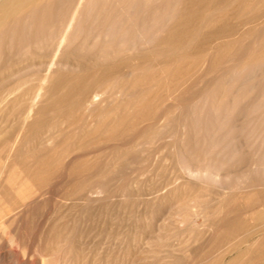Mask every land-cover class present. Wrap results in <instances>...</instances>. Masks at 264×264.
<instances>
[{
	"label": "rangeland",
	"instance_id": "obj_1",
	"mask_svg": "<svg viewBox=\"0 0 264 264\" xmlns=\"http://www.w3.org/2000/svg\"><path fill=\"white\" fill-rule=\"evenodd\" d=\"M188 1L95 0L48 75L76 0H44L1 34L0 79L16 90H0V264L264 263V0H211L186 32Z\"/></svg>",
	"mask_w": 264,
	"mask_h": 264
},
{
	"label": "bare ground",
	"instance_id": "obj_2",
	"mask_svg": "<svg viewBox=\"0 0 264 264\" xmlns=\"http://www.w3.org/2000/svg\"><path fill=\"white\" fill-rule=\"evenodd\" d=\"M43 1L44 0H0V36H1V34L2 33H5L6 31H9L11 28L10 27H15V26H10V25H17L16 27H18V28H22V26H26V23L28 22L27 20H25V21H22L21 20V17H22V15L23 14H27V13H29V12H32V13H34V10H35V8H37V7H43L42 6V3H43ZM175 2H176V0H174ZM183 1V0H182ZM186 1H188V0H186ZM192 1V5L190 6V8L192 9V8H194V9H190V11H192V12H190V13H188V14H183L182 16H177V20L176 21H178V24L177 25H179V27L178 26H176L177 27V29L178 28H181L180 26H187V27H189V30L191 29V28H193L192 26L194 25L193 23H192V21H194L196 18H198L199 16H198V13L200 12V10H199V8H204V7H206V6H208L210 3V1L211 0H191ZM214 1H217V0H213V2ZM218 1H221V0H218ZM249 1H251V0H249ZM248 1V2H249ZM58 2V1H57ZM222 2V1H221ZM225 2V1H224ZM226 2H227V0H226ZM258 2V1H257ZM188 3H189V1H188ZM207 3H208V5H207ZM215 3V2H214ZM218 3V2H217ZM223 3V2H222ZM221 3V4H222ZM228 3H230L231 4V2L228 0ZM252 3V2H251ZM263 3V2H262ZM181 4H182V2H181ZM186 4H187V2H186ZM226 4V3H225ZM247 4V3H246ZM245 3H244V5H246ZM46 5V4H45ZM91 6L90 8H91V11H86L87 9H86V7L87 6ZM173 5H175V3L173 4ZM183 5V4H182ZM206 5V6H205ZM212 5H214V4H212ZM216 6V5H215ZM220 6V5H219ZM232 6V5H231ZM230 6V7H231ZM238 6H240V5H238ZM238 6H233L234 8L235 7H237V8H239ZM242 6H243V4H242ZM264 6V5H263ZM95 7H96V3H95V0H76V2L74 3V5L72 6V8H71V10H69V12H68V15H67V18L66 19H64V21H65V23H64V25H62V29H61V31L59 32V34H58V37H57V39H56V44H55V47L53 48V50H52V53H51V57H50V60L47 62V64H45L44 66H45V71H44V73L46 72V74L48 75V73L50 74V72H51V69H52V67H55V65L56 66H58V67H60V65L58 64V61H57V59H56V56L57 55H59V53L63 50V48L67 45V41L71 38V37H73V36H75V34H76V32L77 31H79L84 25H85V23H87V21H89V20H91V15L90 14H92L93 12H94V10H95ZM163 7V6H162ZM184 7V6H183ZM186 7V6H185ZM226 7V6H225ZM232 7V8H233ZM249 7L250 6H248V9H249ZM253 7V6H252ZM257 7V6H256ZM255 7V8H256ZM258 7H260V3L258 4ZM262 7V6H261ZM130 8V7H129ZM207 8V7H206ZM229 8V7H228ZM245 8V7H244ZM43 9L44 8H42L41 9V13L39 14V16H40V18L43 16ZM131 9V8H130ZM175 9V8H174ZM178 9H180V8H178ZM185 9V8H184ZM196 9H198L199 11L198 12H196ZM208 9V8H207ZM206 9V10H207ZM188 10V9H187ZM210 10V9H209ZM215 10H218L217 8L215 9ZM214 10V11H215ZM239 10H240V8H239ZM250 10H251V8H250ZM249 10V11H250ZM261 10V9H260ZM161 11V10H160ZM184 11V10H183ZM182 11V12H183ZM189 11V10H188ZM255 11V10H254ZM171 12V11H170ZM182 12H180V13H182ZM203 12V11H202ZM210 12H212V11H210ZM108 13V12H107ZM187 13V12H186ZM176 14H178L177 13V10H176ZM203 14V13H202ZM201 14V15H202ZM263 14V13H262ZM55 15H56V13L54 14V17H55ZM261 15V14H260ZM30 16V15H29ZM174 16V18H175V15H173ZM97 17V16H96ZM173 18V17H172ZM204 18H205V16H204ZM208 18H210V17H208ZM259 18V17H258ZM261 18H262V16H261ZM261 18H259V19H261ZM206 21L207 20H212V18H210V19H205ZM30 22H31V20H30ZM41 22L42 21H40V24H41ZM210 21H208V23H209ZM228 22V21H227ZM12 23V24H11ZM14 23V24H13ZM201 23V22H200ZM204 23H206V22H204ZM212 23H214V21L212 22L211 21V25L213 26V24ZM220 23V22H219ZM30 24V23H29ZM210 24V23H209ZM209 24L207 25V26H209ZM221 24V23H220ZM28 25V24H27ZM51 25H52V23H51ZM191 25V26H190ZM223 25V27H224V24H222ZM222 25H220V26H222ZM41 26V25H40ZM48 26V25H47ZM46 26V27H47ZM94 26V25H93ZM211 26V27H212ZM187 27H184V28H187ZM191 27V28H190ZM198 27H200V26H198ZM210 27V26H209ZM17 28V29H18ZM14 29V28H13ZM33 29V28H32ZM183 28H181V30H182ZM194 29V28H193ZM223 29V28H222ZM19 30V29H18ZM42 30V29H41ZM174 30H176V28L175 29H173V31ZM180 30V31H181ZM184 30V29H183ZM11 31V30H10ZM13 31V30H12ZM48 31V30H47ZM46 31V32H47ZM94 31V30H93ZM142 31V30H141ZM177 31H179V30H177ZM176 31V32H177ZM184 31H186V30H184ZM191 31V30H190ZM198 31V30H197ZM202 31V30H201ZM213 31V30H212ZM212 31L209 33L210 34V38H211V36L212 35H215L217 32L216 31H218V30H216L215 32L213 31V33H215V34H212ZM183 32V31H182ZM182 32H177L179 35H183L184 34V32H183V34H182ZM186 32H188V28H187V31ZM191 32H193V31H191ZM195 32V31H194ZM220 32V31H219ZM11 33V32H10ZM10 33H8V34H6V36L5 37H9L8 39H12V37H11V35H9ZM140 33V32H139ZM138 33V35H140ZM205 35L207 34V32L206 33H204ZM203 34V35H204ZM209 34H207V36H209ZM219 34V33H218ZM9 35V36H8ZM14 35V34H13ZM95 35V34H94ZM138 35H137V37H138ZM167 35V34H166ZM178 35V36H179ZM191 35V34H190ZM189 35V36H190ZM219 35H221V33L219 34ZM16 36V35H15ZM127 36V35H126ZM187 36V35H186ZM186 36H184V37H186ZM207 36H206V39H208L207 38ZM225 36V35H224ZM4 37V38H5ZM142 37V36H141ZM140 37V38H141ZM216 37V36H215ZM14 38V37H13ZM175 38V37H174ZM174 38H172V39H174ZM180 37H178V38H176V39H179ZM190 38V37H189ZM209 38V39H210ZM212 38H213V36H212ZM211 38V39H212ZM6 39V38H5ZM14 39H16V38H14ZM110 39H112V38H110ZM216 39V38H215ZM1 40V39H0ZM13 40V39H12ZM48 40V39H47ZM54 40V39H53ZM161 40V39H160ZM168 40V39H167ZM169 40H170V37H169ZM168 40V41H169ZM130 41V40H129ZM180 41V40H179ZM204 41H206V40H204ZM207 41H209V40H207ZM211 41V40H210ZM167 42V41H166ZM170 43H173V41L171 42V40L169 41ZM3 43V42H2ZM163 43V42H162ZM1 44V43H0ZM166 44V43H165ZM168 44V43H167ZM183 44V43H182ZM175 46V45H174ZM176 46H178V45H176ZM106 47V46H105ZM133 47H135V45L133 46ZM116 48V47H115ZM136 48V47H135ZM113 49H114V47H113ZM130 49H131V47H130ZM121 51V50H120ZM124 51V50H123ZM126 52V51H125ZM124 52V53H125ZM129 52V51H128ZM39 53V52H38ZM117 53V52H116ZM123 53V52H122ZM40 56H41V50H40ZM39 54H37L38 56H39ZM45 54V53H44ZM35 55H36V53H35ZM36 55V58L38 59V56ZM39 56V57H40ZM106 56H108V55H106ZM105 57V56H104ZM33 58V57H32ZM122 58H124V57H122ZM42 59V58H41ZM124 60V59H123ZM37 61V60H36ZM46 61V60H45ZM116 61V60H115ZM141 61V60H140ZM38 62L40 63V60H38ZM37 63V62H36ZM44 63H46V62H44ZM119 63V62H118ZM124 63H126V61L124 62ZM58 64V65H57ZM144 64H146V63H144ZM115 65H117V64H115ZM127 65V64H126ZM141 65V64H140ZM38 66H40V64L38 65ZM112 66H114V65H112ZM143 66V65H142ZM142 66H140V67H142ZM117 67V66H116ZM120 67V66H119ZM122 67H124V65H122ZM42 68V67H41ZM121 68V67H120ZM127 68V67H126ZM126 68L125 69H123L122 71H124V70H126ZM139 68V67H138ZM109 69V68H108ZM141 69V68H140ZM143 69V68H142ZM11 70V68L10 67H8L6 70H5V73H6V71H8V73L7 74H9V71ZM107 70V69H106ZM114 70V69H113ZM117 70H119V68L117 67ZM128 70V69H127ZM132 70V69H131ZM4 71V70H3ZM3 71H1V73H0V75H2L3 73ZM112 71V70H111ZM121 71V72H122ZM143 71V70H142ZM11 72V71H10ZM13 72L14 71H12V74L10 73L9 74V76L10 75H14L13 74ZM115 72V71H114ZM125 72V71H124ZM130 72V71H129ZM53 73V72H52ZM108 73H111L110 71L108 72ZM128 73V72H127ZM127 73H124V74H127ZM7 74H4V75H7ZM45 74V75H46ZM104 74V73H103ZM119 74V73H118ZM112 75V74H111ZM110 75V76H111ZM115 75H116V73H115ZM104 76V75H103ZM109 76V77H110ZM14 77V76H13ZM47 77V76H46ZM1 78L2 79H0V90H5L6 92L9 90V91H15L16 90V87H14V85H13V87H8L6 84L7 83H9L8 81V78L9 77H7L6 79L8 80L7 81V83H5V79L1 76ZM11 78V77H10ZM15 78V77H14ZM14 78H13V80H14ZM49 78V77H48ZM113 78V77H112ZM49 79H51V78H49ZM62 80V79H61ZM42 81H44V80H42ZM51 81V80H50ZM60 80H58V82H59ZM105 81V80H104ZM12 83V82H11ZM14 84H15V82H13ZM46 83V82H45ZM62 83V82H61ZM51 84V83H50ZM59 84V83H58ZM57 84V85H58ZM8 85H10V84H8ZM16 85V84H15ZM50 86V85H49ZM67 86V85H66ZM81 86V84L79 85V83L76 81H74V82H72L68 87H67V89L70 91V94H71V91L72 90H76L77 89V91H78V89L79 88H81L80 87ZM8 87V88H7ZM60 87V86H59ZM79 87V88H78ZM106 87V86H105ZM121 87V86H120ZM124 87V86H123ZM7 88V89H6ZM18 88V87H17ZM58 90H60V89H58ZM96 91V90H95ZM91 92V93H89V95H87V97H84L85 99H83V102L84 103H86L87 105H89V104H93L95 101H97L98 99H99V96L102 94L101 93V91H97V92ZM121 91V90H120ZM2 92V91H1ZM4 92V91H3ZM64 91H62V93H63ZM85 92V91H84ZM64 93H66V92H64ZM13 94V93H12ZM69 94V95H70ZM80 94V93H79ZM85 94H86V92H85ZM10 95H11V93H10ZM9 95V96H10ZM81 95V94H80ZM1 96H2V94H1ZM7 96V95H6ZM8 96V97H9ZM63 96V95H62ZM85 96V95H84ZM13 97V96H12ZM11 97V98H12ZM70 96H67L66 98H69ZM65 98V97H64ZM72 98V97H71ZM79 98V97H78ZM83 98V97H82ZM13 99V98H12ZM78 100V99H77ZM5 101H6V97L5 96H3V97H0V105H3L4 103H5ZM54 101V100H53ZM67 101H68V99H67ZM60 102V101H59ZM58 102V103H59ZM81 102V101H80ZM55 103V102H54ZM78 104V103H77ZM76 104V105H77ZM54 107V106H53ZM211 109V108H210ZM213 112V111H212ZM223 114V113H222ZM43 161V160H42ZM43 162H45V161H43ZM40 164V163H39ZM44 168V167H43ZM42 168V169H43ZM46 168V167H45ZM37 169V168H36ZM40 169V168H39ZM185 174H187L188 176H190V177H193L194 179H196V180H205L206 179V177L207 176H209V174L211 173V171H210V173L208 174L207 172L205 173V172H201L200 170H195V169H191L190 167H189V165H187V166H185ZM35 170V169H34ZM47 170V169H46ZM49 170V169H48ZM40 171V170H39ZM77 171H79V170H77ZM184 171V170H183ZM209 171V170H208ZM23 172V171H22ZM31 172V171H30ZM37 172V171H36ZM45 172H47V171H45ZM70 172V171H69ZM261 172V171H260ZM39 173V172H38ZM41 173V172H40ZM43 173V172H42ZM42 173H41V175H42ZM48 173V172H47ZM71 173V172H70ZM78 173V172H77ZM27 174H29V173H27ZM46 174V173H45ZM44 174V175H45ZM79 174V173H78ZM9 175V174H8ZM22 174H20V176H21ZM32 175V178H33V175H34V173L33 174H31ZM30 175V176H31ZM54 175V174H53ZM75 175V174H74ZM12 176H14V175H12ZM24 176V175H23ZM37 177H38V175H36ZM75 176H77V174L75 175ZM79 176V175H78ZM42 177V176H41ZM17 178V177H16ZM18 178H19V176H18ZM17 178V179H18ZM22 178V177H21ZM26 178H27V176H26ZM31 178V179H32ZM36 178V177H35ZM32 179V180H36V179ZM51 178V177H50ZM10 179H13L12 177L10 178ZM30 179V180H31ZM38 179H41V178H38ZM36 180V181H39V180ZM68 179V178H67ZM70 179V178H69ZM7 180V179H6ZM6 180H4V181H6ZM24 180V179H23ZM25 180H27V179H25ZM31 180V181H32ZM15 181V180H14ZM6 182H9L8 180L6 181ZM27 182V185H28V181H26ZM26 182H23L24 183V185L26 184ZM46 182V181H45ZM79 182V181H78ZM11 183V182H10ZM14 183V182H13ZM21 183V182H20ZM19 183V185L21 186V184ZM23 183H22V185H23ZM73 183V182H72ZM252 183V182H251ZM5 184H9V183H5ZM30 184V183H29ZM63 184V183H62ZM27 185H25V186H27ZM37 186H38V184H36ZM41 185H43V184H41ZM71 185V184H70ZM24 186V187H25ZM34 186V185H33ZM39 186H40V184H39ZM13 187H14V185H13ZM12 187V188H13ZM16 187H18V186H16ZM30 187H32V186H30ZM72 187V186H71ZM81 187H83V185L81 186ZM23 187H18L17 189H22ZM35 188V187H34ZM38 188V187H37ZM77 188V187H76ZM9 189V188H8ZM39 189V188H38ZM43 189V188H42ZM71 189V188H70ZM11 190V189H10ZM14 190V189H13ZM12 190V191H13ZM40 190V189H39ZM79 190H81V188H79ZM15 191V190H14ZM13 191V193L14 194H12V196L14 197L13 199H11L12 200V202L15 200V192ZM20 191V193H21V190H19ZM35 191H37V190H35ZM70 191V190H69ZM7 192V191H6ZM77 192H78V189H77ZM92 192V191H91ZM9 193V192H8ZM27 193V192H26ZM39 193V192H38ZM41 193V192H40ZM69 193V192H68ZM68 193H67V195H68ZM96 193V192H95ZM5 194V193H4ZM21 194H23V192L21 193ZM21 194H19L20 196H22ZM29 194V193H28ZM27 194V195H28ZM33 194V193H32ZM37 194V193H36ZM74 195L75 194V192L74 193H71V195ZM77 194V193H76ZM90 194V193H89ZM249 194V193H248ZM8 195V194H7ZM18 195V194H17ZM16 195V196H17ZM26 195V196H27ZM40 195V194H39ZM93 195H95V194H93ZM252 195V194H251ZM9 196V195H8ZM7 196V197H8ZM32 196H34V195H32ZM88 196V195H87ZM92 196V195H91ZM96 196H97V194H96ZM17 197H19V196H17ZM16 197V199L17 200H15V202H17L18 201V199L19 198H17ZM71 196H69L68 197V199L70 198ZM249 197V196H248ZM247 197V198H248ZM11 198V197H10ZM23 198V197H22ZM29 198V197H28ZM31 198V197H30ZM38 198V197H37ZM37 198H36V200H37ZM66 199H67V197H65ZM67 199V200H68ZM21 200H23V199H21ZM27 200V199H26ZM257 200H259V199H257ZM10 201V200H9ZM28 201V200H27ZM31 201V200H30ZM33 201V200H32ZM64 201V200H63ZM242 201H243V199H242ZM242 201H241V203H242ZM62 202V201H61ZM60 202V203H61ZM66 202V201H65ZM72 202V201H71ZM18 203H20V202H18ZM36 203V202H35ZM67 203V202H66ZM94 203V202H93ZM21 204V203H20ZM24 204V203H23ZM81 204H84L83 202L81 203ZM95 204V203H94ZM22 205V204H21ZM63 205H65V204H63ZM264 206V204H261V207H263ZM52 206V205H51ZM68 206V205H67ZM244 206V205H243ZM23 207V206H22ZM70 207V206H69ZM83 207V206H82ZM252 207H253V205H252ZM52 208V207H51ZM72 208V207H71ZM73 208H75V207H73ZM264 208V207H263ZM261 209V211H263L264 209ZM18 209V208H17ZM60 209H61V207H60ZM69 209V208H68ZM2 210V209H1ZM0 210V211H1ZM5 210V209H4ZM16 210V209H15ZM14 210V211H15ZM96 210H97V207H96ZM253 210V209H252ZM24 211V210H23ZM52 211V210H51ZM59 211V210H58ZM69 211H71V209L69 210ZM68 211V212H69ZM96 212V211H95ZM9 213H11V212H9ZM60 212H58V214H59ZM66 213V212H65ZM70 213V212H69ZM68 213V214H69ZM218 213V212H217ZM52 214H53V212H52ZM57 214V213H56ZM67 214V215H68ZM250 214V213H249ZM255 214V213H254ZM262 214V213H261ZM1 215V214H0ZM64 215H66V214H64ZM74 215H75V213H74ZM5 216V215H4ZM249 216V215H248ZM247 216V217H248ZM262 216H264V211H263V215ZM51 217V216H50ZM54 217V216H53ZM59 217V216H58ZM74 217V216H73ZM82 217V216H81ZM246 217V216H245ZM14 218V217H13ZM66 218H68V217H66ZM212 218V217H211ZM210 218V219H211ZM215 218H216V216H215ZM220 218V217H219ZM250 218V217H249ZM4 219V218H3ZM52 219V218H51ZM61 219V218H60ZM65 219V218H64ZM97 219V218H96ZM62 220V219H61ZM212 220H214V219H212ZM211 220V221H212ZM263 220V219H262ZM98 221V220H97ZM96 221V222H97ZM264 221V220H263ZM45 222H47V221H45ZM48 222H49V220H48ZM62 222V221H61ZM65 222V221H64ZM73 222V221H72ZM86 222H87V220H86ZM94 222H95V220H94ZM93 222V223H94ZM110 222V221H109ZM108 222V224L110 225V223ZM261 222V221H260ZM12 223V222H11ZM44 223V222H43ZM81 223H82V219H81ZM100 223H102L103 224V222L101 221ZM105 223V222H104ZM112 223V222H111ZM187 223V222H186ZM246 223V222H245ZM249 223V222H248ZM3 224V223H2ZM1 224V225H2ZM91 224H92V222H91ZM106 225H107V223H105ZM195 224V223H194ZM43 225H45V224H43ZM50 225H52V224H50ZM58 225V224H57ZM88 225V224H87ZM99 225H101V224H99ZM200 225V224H199ZM201 225H203V224H201ZM214 225V224H213ZM8 226V225H7ZM6 226V227H7ZM35 226V225H34ZM55 226V225H54ZM71 226V225H70ZM96 226H97V224H96ZM95 226V227H96ZM108 226V225H107ZM177 226V225H176ZM193 226V225H192ZM260 226V225H259ZM51 227V226H50ZM73 227V226H72ZM80 228H81V226H79ZM94 227V225H92V227L91 228H93ZM100 227V226H99ZM109 227V226H108ZM199 227V226H198ZM201 227V226H200ZM234 227H236V226H234ZM19 228V227H18ZM44 228V227H43ZM84 228V227H83ZM90 228V227H89ZM101 228V227H100ZM107 228V227H106ZM109 228H111V227H109ZM193 228V227H192ZM218 228V227H217ZM240 228V227H239ZM246 228V227H245ZM23 229V228H22ZM41 229V228H40ZM70 229V228H69ZM86 229V228H85ZM157 229V228H156ZM200 229V228H199ZM14 230H16L15 228H14ZM73 230V229H72ZM89 230H91V229H89ZM197 230H198V228H197ZM211 230V229H210ZM219 230H220V228H219ZM11 231V230H10ZM23 231V230H22ZM60 231H61V229H60ZM88 231V230H87ZM206 231V230H205ZM209 231V230H208ZM214 231V230H213ZM233 231H236V230H233ZM259 231V230H258ZM258 231H256V232H258ZM262 231V230H261ZM41 232V231H40ZM43 232V231H42ZM41 232V233H42ZM53 232V231H52ZM62 232H64V230L62 229ZM70 232V231H69ZM90 233L92 232V231H89ZM88 232V233H89ZM96 232H97V230H96ZM221 232V231H220ZM222 232H223V230H222ZM18 233V232H17ZM22 233V232H21ZM66 233H68V232H66ZM89 233V234H90ZM197 233V232H196ZM210 233V232H209ZM215 233V232H214ZM213 233V234H214ZM225 233V232H224ZM252 233H254L253 231H252ZM12 234H14V233H12ZM24 234V233H23ZM53 234V233H52ZM94 234V233H93ZM212 234V235H213ZM220 234V233H219ZM233 234H235L234 232H233ZM46 235V234H45ZM57 235V234H56ZM71 235V234H70ZM77 235H79V234H77ZM196 236L198 235V234H195ZM228 235V234H227ZM230 235H232V234H230ZM243 235V234H242ZM18 236V235H17ZM44 236V235H43ZM51 236V235H50ZM99 236V235H98ZM216 236V235H215ZM262 236V235H261ZM37 237H39L40 238V235L39 236H37ZM47 237V236H46ZM46 237H45V239H46ZM58 237H59V235H58ZM70 237V236H69ZM79 237V236H78ZM186 237V236H185ZM199 237H200V235H199ZM221 237V236H220ZM245 237H246V235H245ZM11 238V237H10ZM19 238H20V236H19ZM18 238V239H19ZM43 238V237H42ZM41 238V239H42ZM82 238V237H81ZM88 238V237H87ZM96 238H98V237H96ZM202 238V237H201ZM211 238V237H210ZM239 238V237H238ZM259 238V237H258ZM38 239V238H37ZM59 239V238H58ZM84 239H85V237H84ZM195 239V238H194ZM216 239V238H215ZM242 239V238H241ZM244 239V238H243ZM246 239V238H245ZM22 240V239H21ZM28 239L26 238V241H27ZM39 240V239H38ZM37 240V241H38ZM48 240V239H47ZM56 240V239H55ZM66 240V239H65ZM79 240H81V239H79ZM86 240V239H85ZM184 240V239H183ZM182 240V241H183ZM197 240V239H196ZM199 240H200V238H199ZM223 240H226V239H224L223 238ZM234 240V239H233ZM235 240H236V238H235ZM23 241V240H22ZM26 241H25V243H26ZM46 241V240H45ZM64 241V240H63ZM74 241H75V239H74ZM77 242H78V239L76 240ZM84 241V240H83ZM220 241V240H219ZM240 241V240H239ZM255 241V240H254ZM254 241H253V243H254ZM24 242V241H23ZM207 242V241H206ZM220 242H222V240L220 241ZM237 243L238 241H234V243ZM249 242V241H248ZM29 243V242H28ZM38 243V242H37ZM78 243H80V242H78ZM194 243H197V241H195ZM205 243V242H204ZM222 243H224V242H222ZM22 244V243H21ZM34 244H35V242H34ZM42 244H43V242H42ZM45 244V243H44ZM52 244V243H51ZM54 244V243H53ZM53 244H52V246H53ZM182 244V243H181ZM183 244H185V243H183ZM221 244V243H220ZM245 244V243H244ZM19 245H20V243H19ZM23 245H24V243H23ZM39 245V244H38ZM77 245V244H76ZM76 245H75V248H76ZM81 245V244H80ZM34 246V245H33ZM36 246V245H35ZM211 246V245H210ZM214 246V245H213ZM216 246V245H215ZM215 246L213 247V248H215ZM253 246V245H252ZM257 246V245H256ZM263 246V245H262ZM17 247V246H16ZM24 247H26V246H24ZM40 247V246H39ZM42 247V246H41ZM90 247V246H89ZM96 247V246H95ZM222 247H223V244H222ZM226 247V246H225ZM224 247V248H225ZM241 247V246H240ZM32 248H34V247H32ZM65 248H67V247H65ZM87 248V247H86ZM97 248V247H96ZM133 248V247H132ZM203 248V247H202ZM233 248V247H232ZM35 249V248H34ZM63 249V248H62ZM88 249V248H87ZM207 249V248H206ZM217 249V248H216ZM245 249H247V247L245 248ZM250 249V248H249ZM47 250H49V249H47ZM46 250V251H47ZM51 250V249H50ZM53 250H54V247H53ZM58 250H59V248H58ZM83 250H86V249H83ZM209 250V249H208ZM213 250V249H212ZM219 250V249H218ZM248 250V249H247ZM33 251V250H32ZM45 251V252H46ZM97 251V250H96ZM204 251V250H203ZM223 251L225 252L226 250H224L223 249ZM222 250L220 251V252H223ZM229 251V250H228ZM242 251H244V249L242 250ZM256 251V250H255ZM34 252V251H33ZM93 252V251H92ZM201 252V251H200ZM233 252H234V250H233ZM6 253V252H5ZM208 253H209V251H208ZM227 253V252H226ZM80 254V253H79ZM78 254V255H79ZM82 254V253H81ZM85 254V253H84ZM87 254H90V253H87ZM172 254V253H171ZM200 254V253H199ZM201 254H202V252H201ZM215 254L217 255V253L215 252ZM215 254H214V256H215ZM221 254V253H220ZM66 255H68V254H66ZM83 255V254H82ZM81 255V256H82ZM198 255V254H197ZM12 256V255H11ZM46 256V255H45ZM69 256V255H68ZM80 256V255H79ZM175 256V255H174ZM196 256V255H195ZM218 256V255H217ZM217 256H216V258H217ZM14 257V256H13ZM20 257H21V255H20ZM222 257V256H221ZM221 257H219L218 256V258H221ZM56 258V257H55ZM217 258V259H218ZM18 259V258H17ZM27 259H29V258H27ZM64 259V258H63ZM94 259V258H93ZM201 260H202V258H200ZM39 260H41V259H39ZM48 260V259H47ZM204 260V259H203ZM57 261V260H56ZM74 262V261H73ZM91 262H93V261H91ZM193 262H194V260H193ZM200 262V261H199ZM202 262V261H201ZM204 262V261H203ZM203 262H202V264H203ZM206 262V261H205ZM208 262V261H207ZM210 262V261H209ZM217 262V261H216ZM216 262H213L212 263V261H211V263L212 264H217ZM222 262H223V259H222ZM264 262V261H263ZM66 263H67V261H66ZM81 263V262H80ZM85 263V262H84ZM210 263V264H211ZM92 264V263H91ZM93 264H94V262H93ZM223 264V263H222ZM264 264V263H263Z\"/></svg>",
	"mask_w": 264,
	"mask_h": 264
}]
</instances>
